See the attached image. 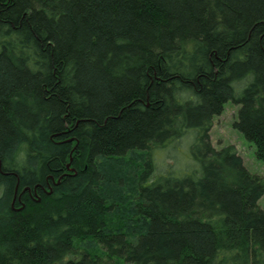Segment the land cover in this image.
I'll return each mask as SVG.
<instances>
[{"label": "trees", "instance_id": "16d2710c", "mask_svg": "<svg viewBox=\"0 0 264 264\" xmlns=\"http://www.w3.org/2000/svg\"><path fill=\"white\" fill-rule=\"evenodd\" d=\"M230 100L264 158V0H0V264H264V177L211 142Z\"/></svg>", "mask_w": 264, "mask_h": 264}, {"label": "rangeland", "instance_id": "374dc122", "mask_svg": "<svg viewBox=\"0 0 264 264\" xmlns=\"http://www.w3.org/2000/svg\"><path fill=\"white\" fill-rule=\"evenodd\" d=\"M237 117L238 105L231 100L226 102L223 111L213 117L210 131L211 142L216 148L233 145L242 156L246 167L252 173L264 177V158L257 156L254 142L248 140L244 133L235 126ZM195 137L194 133H191L183 139L172 141L164 149H157L154 157L155 173L163 174L167 171L168 173L174 172V175L187 173L194 164L190 148ZM139 165L140 158L133 155L130 157V161H126L125 174L121 171L119 177L112 178L116 175L110 173L111 182L107 186L112 192L109 203H112L113 206L108 218L112 227H121L124 222L134 218V192L137 186L135 174L136 171L138 172ZM259 204L264 209V194L260 198Z\"/></svg>", "mask_w": 264, "mask_h": 264}]
</instances>
